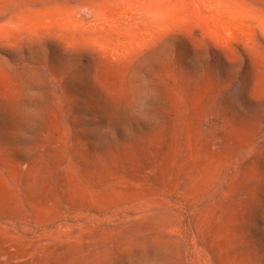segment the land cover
<instances>
[{
    "label": "rangeland",
    "instance_id": "374dc122",
    "mask_svg": "<svg viewBox=\"0 0 264 264\" xmlns=\"http://www.w3.org/2000/svg\"><path fill=\"white\" fill-rule=\"evenodd\" d=\"M0 264H264V0H0Z\"/></svg>",
    "mask_w": 264,
    "mask_h": 264
}]
</instances>
